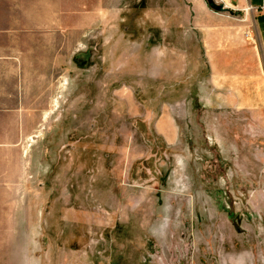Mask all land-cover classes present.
<instances>
[{
	"label": "rangeland",
	"instance_id": "1",
	"mask_svg": "<svg viewBox=\"0 0 264 264\" xmlns=\"http://www.w3.org/2000/svg\"><path fill=\"white\" fill-rule=\"evenodd\" d=\"M195 17L0 0V264H264V125L211 103Z\"/></svg>",
	"mask_w": 264,
	"mask_h": 264
},
{
	"label": "crops",
	"instance_id": "2",
	"mask_svg": "<svg viewBox=\"0 0 264 264\" xmlns=\"http://www.w3.org/2000/svg\"><path fill=\"white\" fill-rule=\"evenodd\" d=\"M253 1L215 0L226 6L229 13L212 10L206 0H186L195 13L196 27L204 30L213 88L211 103L226 110L251 111L252 124L259 120L264 125V11L249 10L250 6L261 5ZM22 182L19 176L16 183H0V199L11 197L18 212L22 206Z\"/></svg>",
	"mask_w": 264,
	"mask_h": 264
},
{
	"label": "water",
	"instance_id": "3",
	"mask_svg": "<svg viewBox=\"0 0 264 264\" xmlns=\"http://www.w3.org/2000/svg\"><path fill=\"white\" fill-rule=\"evenodd\" d=\"M206 1L208 3V6L216 12H229V13H231V11L226 6H224L223 4L216 3L215 0H206Z\"/></svg>",
	"mask_w": 264,
	"mask_h": 264
},
{
	"label": "built area",
	"instance_id": "4",
	"mask_svg": "<svg viewBox=\"0 0 264 264\" xmlns=\"http://www.w3.org/2000/svg\"><path fill=\"white\" fill-rule=\"evenodd\" d=\"M257 10V11H264V0H262L261 5L258 8L249 7V10Z\"/></svg>",
	"mask_w": 264,
	"mask_h": 264
}]
</instances>
